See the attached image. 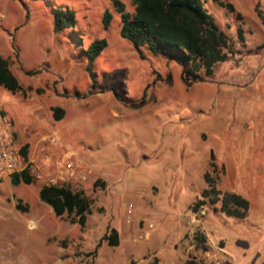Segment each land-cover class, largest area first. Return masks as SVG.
Here are the masks:
<instances>
[{
	"label": "rangeland",
	"instance_id": "374dc122",
	"mask_svg": "<svg viewBox=\"0 0 264 264\" xmlns=\"http://www.w3.org/2000/svg\"><path fill=\"white\" fill-rule=\"evenodd\" d=\"M120 1L132 13L131 1ZM226 1L233 13L213 0L204 8L232 55L186 87L168 55L138 51L119 36L111 0H0V50H10L9 66L32 88L25 102L0 87V108L17 122L16 145H28L34 177L29 185L0 181V264H207V255L264 264V0ZM55 10L72 11L75 25L55 31ZM96 39L107 45L91 79L85 50ZM57 105L60 121L52 117ZM67 153L84 179L59 180ZM52 180L92 199L84 227L40 201L39 188ZM206 188L219 194L202 197ZM225 193L249 202L245 218L219 211ZM111 228L118 246L95 248Z\"/></svg>",
	"mask_w": 264,
	"mask_h": 264
},
{
	"label": "trees",
	"instance_id": "16d2710c",
	"mask_svg": "<svg viewBox=\"0 0 264 264\" xmlns=\"http://www.w3.org/2000/svg\"><path fill=\"white\" fill-rule=\"evenodd\" d=\"M133 6L132 13L124 11V4L120 0H111L114 10L119 15V36L127 40L139 51L141 47L147 48L153 55L166 54L181 66V80L186 87L202 82L205 77L213 74L214 66L228 60L232 55L228 37L215 24L213 17L204 8V0H130ZM219 6L233 13L234 7L226 0H213ZM264 25V18L261 17ZM240 18V15L237 14ZM112 19V14L105 10L102 14V28L107 30ZM75 18L72 11L55 10L54 30L73 27ZM237 36L244 41L242 29L238 28ZM107 43L104 39L92 41L85 50V71L93 79V64L104 50ZM139 57L143 56L139 54ZM203 74V76L200 75ZM0 87L12 93L23 96L31 89L23 88L8 69L6 59L0 57ZM39 92V90H37ZM144 100L130 102L133 109L143 107ZM63 114L61 108H54V120H60ZM28 145L20 147V153L27 160ZM210 168H215L213 153L210 152ZM13 185L20 183L29 185L34 182V177L28 171H22L10 177ZM105 186L99 180L93 186ZM210 193L219 194L213 188H206L202 197ZM41 202L48 205L56 217L66 215L69 223L84 227L86 216L90 214L92 199L83 191H72L66 186L44 184L38 190ZM217 201V197L212 201ZM201 204H203L201 202ZM18 208L21 209V207ZM249 209V202L237 193H225L221 198L219 211L227 217L243 219ZM110 247L118 246V234L114 228L104 234L95 248L102 242ZM129 264H134L130 262ZM184 264H198L193 259H187Z\"/></svg>",
	"mask_w": 264,
	"mask_h": 264
},
{
	"label": "built area",
	"instance_id": "2783aa9c",
	"mask_svg": "<svg viewBox=\"0 0 264 264\" xmlns=\"http://www.w3.org/2000/svg\"><path fill=\"white\" fill-rule=\"evenodd\" d=\"M48 140L52 144H58V138L55 134L49 136ZM19 150L20 148L14 141L10 119L0 111V181L25 170L31 175V161L25 160ZM57 166L61 173L59 180L62 182L71 178H85L84 171L77 174L76 167L79 166V163L74 165L69 153L63 156ZM51 182L49 184L58 185L54 180ZM207 257V264H229V260L221 257H209V255Z\"/></svg>",
	"mask_w": 264,
	"mask_h": 264
},
{
	"label": "crops",
	"instance_id": "0c3cea01",
	"mask_svg": "<svg viewBox=\"0 0 264 264\" xmlns=\"http://www.w3.org/2000/svg\"><path fill=\"white\" fill-rule=\"evenodd\" d=\"M10 54V50L8 49L7 50V52H5V51H3V50H0V57L1 58H3V59H6L7 60V58H8V55ZM8 62V61H7ZM8 69H9V71L11 72V74L17 79V81L19 82V78H18V76H19V74H20V71L16 68V67H11V66H9V64H8ZM25 75L26 76H28L29 74H27L26 72H25ZM20 84V83H19ZM21 86H22V84H20ZM23 88H26V87H29L31 90L29 91V92H27V94L25 95V96H23L22 94H20L21 95V97L23 98V100L25 101V102H28V100L30 99V96H31V94H30V92L32 91V88L30 87V86H22ZM54 108H61L62 110H63V114H62V117H61V119L60 120H62L63 119V115L65 114V110H64V108H62L61 106H59V105H57V106H55V107H53V109ZM46 108L44 107V105H42V107H40L38 110L39 111H44ZM0 111L2 112V113H4L9 119H10V122H11V127H12V132H13V137H14V141H15V143H16V138H15V133H17V131H18V129H17V122H15L14 120H13V118H12V116H10L5 110H4V108H0ZM53 117V116H52ZM53 120H54V118H53ZM60 120H55V121H60ZM52 124V123H51ZM25 141L24 140H22V143H24ZM261 164L262 165H264V158L262 159V162H261ZM97 172H99V174H100V177L102 178V181L103 182H105L106 184H108V185H112V181H113V176H111V174H109V173H107V172H103V171H97ZM264 174V173H263Z\"/></svg>",
	"mask_w": 264,
	"mask_h": 264
},
{
	"label": "bare ground",
	"instance_id": "6f19581e",
	"mask_svg": "<svg viewBox=\"0 0 264 264\" xmlns=\"http://www.w3.org/2000/svg\"><path fill=\"white\" fill-rule=\"evenodd\" d=\"M30 227H33V224H30Z\"/></svg>",
	"mask_w": 264,
	"mask_h": 264
}]
</instances>
